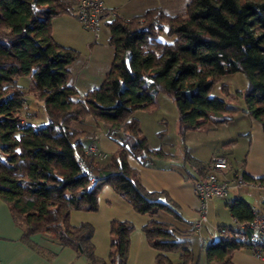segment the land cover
Here are the masks:
<instances>
[{
  "label": "trees",
  "instance_id": "1",
  "mask_svg": "<svg viewBox=\"0 0 264 264\" xmlns=\"http://www.w3.org/2000/svg\"><path fill=\"white\" fill-rule=\"evenodd\" d=\"M75 4L0 0V197L26 237L49 236L74 248L88 264H126L132 222L111 221L108 260L95 252L93 224L70 222L72 210L96 211L99 194L109 185L135 211L151 216L143 230L158 251L156 264H202L190 237L184 238L193 229L182 232L155 218L166 212L182 220L175 203L166 191L147 189L129 163V156L148 163L168 154L150 146L134 114L154 110L157 95L164 93L175 101L183 138L207 122L227 123L238 107L212 89L224 75L243 72L248 86L237 91L245 100L243 112L264 130V0H191L184 16L161 7L132 18L118 15L108 21L111 67L103 83L83 96L70 69L80 54L58 43L52 31L53 18L76 12ZM164 32L171 42L160 40ZM24 76L30 78L27 87L18 82ZM224 90L229 93L226 84ZM28 95L43 104L45 124L26 119L31 116ZM88 116L118 144L110 157L85 142L97 136L77 126ZM228 205L238 221L254 217L256 210L242 198ZM242 247L264 257V243L218 235L202 245L204 264H234L232 254ZM173 252H181L180 262L169 257Z\"/></svg>",
  "mask_w": 264,
  "mask_h": 264
},
{
  "label": "crops",
  "instance_id": "2",
  "mask_svg": "<svg viewBox=\"0 0 264 264\" xmlns=\"http://www.w3.org/2000/svg\"><path fill=\"white\" fill-rule=\"evenodd\" d=\"M103 2L107 8L116 10L126 18L143 14L153 7L151 0H103ZM105 22V26H108V21ZM52 31L58 43L73 48L80 54L70 67L72 83L78 89L80 96L99 87L114 59V48L108 43L110 31L105 33L104 41H100L101 36L96 39L94 32L79 20L76 12L54 17ZM27 102L29 104L28 112L31 116L26 119L38 124L36 122L38 114L33 111L32 106L40 105V103L30 95H28ZM247 116L250 119V124L246 129H234L230 125L233 124L232 119L218 125L207 122L186 132L184 138L191 144L193 142L205 144L208 140L212 141L214 135L219 134L217 142L205 148L207 153L206 158H203L204 161L202 160L203 169L196 166L187 169L185 164L187 162L182 154L178 158V155L168 153L148 163H142L137 158L129 156V163L139 171L144 186L149 190L166 191L182 216L181 220L171 213L159 212L155 214V218L167 222L170 227L177 228L182 232L195 230V224L199 219L200 201L194 192L193 180L206 175L210 161L215 155H225L229 160L228 168L219 172V178L222 180H230L236 175H247L257 181L264 178V130L258 120ZM139 121L145 135L143 123L140 119ZM176 131L180 135L178 120ZM147 138L149 141L148 136ZM87 145L106 154H111L118 149V144L103 130L95 138L89 140ZM151 147L157 148V146ZM197 157L199 159L202 156ZM239 198L246 200L254 210L264 213V182L256 186L231 187L226 198L213 197L210 200L209 211L212 210L213 217L215 221H218V224H214L211 229L207 225L202 226L199 232L202 245L208 240L218 238L216 236L218 233L214 229L216 225H232L235 222L236 219L232 216L228 204ZM98 203L96 211L72 210L70 216L72 225H79L83 222L93 224V242L97 256L105 260L109 258L111 221L113 219L128 220L134 224V230L131 233L126 264H156L158 251L149 244L143 230V226L151 219V216L135 211L132 205L109 185L104 186L101 190ZM199 248L202 257L201 263L204 264L202 247ZM168 255L175 263L181 260V252L168 253ZM232 261L234 264H264V259L256 255L255 251L249 247H242L234 251ZM0 264L88 263L86 257L78 254L74 248L62 245L49 236L33 234L26 237L24 227L16 220L8 203L0 197Z\"/></svg>",
  "mask_w": 264,
  "mask_h": 264
},
{
  "label": "rangeland",
  "instance_id": "3",
  "mask_svg": "<svg viewBox=\"0 0 264 264\" xmlns=\"http://www.w3.org/2000/svg\"><path fill=\"white\" fill-rule=\"evenodd\" d=\"M190 1L191 0H151V4L153 7H161L167 13L184 16L186 14L187 5ZM117 14L121 17H125V15H120L118 12ZM108 21H111V19H108ZM105 23L103 22L100 27V41H104L105 33H109L110 31L109 27L105 26ZM160 40L171 42L173 39H171L167 32H164L160 36ZM18 82L24 87H27L30 84V78L26 76L20 77ZM225 84L228 87L229 93L224 90ZM247 86L248 80L245 74L243 72H236L233 74L224 75L218 82L215 83L212 89L213 95L221 97L230 104L236 105L238 107V110L236 112L229 114L233 119H231L233 124L230 125L234 127V129H246V127L250 124L249 117L243 112L246 107L244 97L237 94V91L245 90ZM156 100L157 107L154 110L149 112L139 110L134 114L135 117L139 118L142 121L144 133L149 137V144L151 146H157V148H162L166 153L178 155V158L181 157V154L184 155V158L187 162L185 163L187 169L196 166L197 163L195 162V160L203 163V158H206L207 153V150H205V148L215 144L217 142L219 134L214 135L212 141L208 140L205 144L198 142H193V144L189 143L186 138H183L176 131L178 110L174 99L167 94L162 93L157 95ZM32 109L38 114V118L36 119L38 125H43L48 121L43 104L40 103V105H33ZM98 125L99 124L97 123L95 118H93L92 116H88L83 122L78 123L77 126L83 129H90L91 131H94L98 134L101 130L104 129L102 123H100L102 129ZM89 140L90 139L87 138L85 139V142L88 143ZM189 141L191 140L189 139ZM110 156L111 154H109V157ZM197 156L202 157L198 159ZM208 218L209 221L207 223H204V226L207 225L209 229H211L214 224H218V221H215L213 217L212 210L209 211ZM190 235H186L184 236V238H188V236H190V239L192 241L191 247L193 248L197 256L200 252L199 247H202L201 238L199 232H197L196 230H193ZM216 236L218 237V235Z\"/></svg>",
  "mask_w": 264,
  "mask_h": 264
},
{
  "label": "built area",
  "instance_id": "4",
  "mask_svg": "<svg viewBox=\"0 0 264 264\" xmlns=\"http://www.w3.org/2000/svg\"><path fill=\"white\" fill-rule=\"evenodd\" d=\"M76 15L86 27L94 32L96 38L100 37L102 23L118 16L116 10L104 5L103 0H77ZM89 148L91 151H98L95 147ZM228 166L229 160L225 155H215L210 161L206 175L193 180L194 192L200 201L197 231H200L204 223L208 221L209 202L213 197L226 198L231 187L260 184L242 175H236L230 180L220 179L219 172L226 170ZM214 229L220 237H235L247 244L258 245L264 243V214L255 212L250 220H235L232 225H216ZM258 256L264 259L263 256Z\"/></svg>",
  "mask_w": 264,
  "mask_h": 264
},
{
  "label": "bare ground",
  "instance_id": "5",
  "mask_svg": "<svg viewBox=\"0 0 264 264\" xmlns=\"http://www.w3.org/2000/svg\"><path fill=\"white\" fill-rule=\"evenodd\" d=\"M96 38V37H95ZM97 39V38H96ZM208 211H209V209H208ZM255 212H258L257 210L255 211ZM258 213H260V212H258ZM262 214H264V213H262ZM199 220V219H198ZM197 223H198V221H197ZM196 223V224H197ZM196 224H195V226H196ZM195 230H196V228H195ZM197 231V230H196ZM197 232H200V231H197Z\"/></svg>",
  "mask_w": 264,
  "mask_h": 264
}]
</instances>
